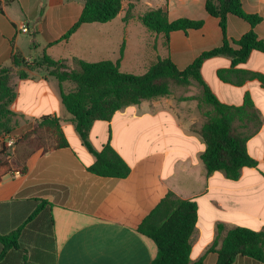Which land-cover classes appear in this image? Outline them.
I'll return each mask as SVG.
<instances>
[{
  "label": "crops",
  "instance_id": "crops-1",
  "mask_svg": "<svg viewBox=\"0 0 264 264\" xmlns=\"http://www.w3.org/2000/svg\"><path fill=\"white\" fill-rule=\"evenodd\" d=\"M241 2L247 14L263 18L255 30L264 42V0ZM205 3L123 0L112 21L83 24L62 40L79 19L83 0H0V70L12 71V85L19 92L10 107L15 124L11 135L17 143L11 150L5 148L4 156L13 171L0 181V237L21 229L16 246L0 240V264H152L156 244L137 228L168 191L197 204L192 263L216 264L222 240L236 227L264 230V86L257 79L242 86L222 82L217 72L230 68V58L206 60L204 81L228 105H242L249 93L263 121L246 144L257 164L242 169L237 180L222 171L208 174L201 160L206 149L203 113L210 108L202 102L203 89L196 82L171 85L169 95L121 109L109 121H96L88 138L91 148L100 152L110 145L130 174L117 179L90 173L96 156L83 144L61 100V91L74 86L60 84L49 67L41 65L44 54L72 69L75 60L116 62L124 46V73L142 75L163 58L184 70L200 54L222 44L219 20L207 13ZM164 7L170 21L203 20L204 26L168 37L148 32L139 17ZM21 24H27L30 33L20 32ZM250 30L246 21L228 17L230 38ZM31 33L36 35L27 44L22 37ZM238 68L264 74V53L253 51ZM21 72L28 77L20 78ZM44 117L59 120L65 146H58L55 136L39 127ZM38 207L41 210L29 219ZM233 264L264 261L237 257Z\"/></svg>",
  "mask_w": 264,
  "mask_h": 264
},
{
  "label": "trees",
  "instance_id": "trees-1",
  "mask_svg": "<svg viewBox=\"0 0 264 264\" xmlns=\"http://www.w3.org/2000/svg\"><path fill=\"white\" fill-rule=\"evenodd\" d=\"M84 6L79 19L63 35L67 40L81 25L90 23H108L115 19L122 10L123 0H83ZM207 13L219 20L222 31V44L212 50L200 54L184 70L170 58L159 59L151 65L146 73L135 75L120 70V61L124 54V46L120 58L89 63L75 60L76 68H70L65 62L55 61L44 54L41 65L50 69V75L60 84L71 83L74 88L61 91V100L66 111L72 116L76 131L83 144L96 156L95 163L89 172L106 178L124 179L130 174V167L110 146L95 152L88 138L92 125L96 121H109L112 116L128 106L143 100L155 99L170 94L171 85L189 86L198 83L203 89L202 102L210 110L203 113L205 121L201 135L206 144L201 160L208 174L222 171L227 178L237 180L242 169L255 167L257 162L247 152V141L262 126V117L256 109L249 93L244 96L240 106L228 105L220 101L202 77V67L206 60L214 57H228L231 66L217 72L218 78L235 86H242L248 80L257 79L264 86V74L251 72L240 65L247 62L253 51L264 53V42L259 39L255 30L263 18L256 14H247L242 8L241 0H206ZM229 16L246 21L251 30L238 39L227 34ZM139 20L148 32L163 34L166 37L172 32L199 30L204 26L203 20L187 18L170 21L166 7L149 9ZM19 64L17 56H14ZM12 71L7 68L0 70V127L4 128L6 120L10 122L13 112L8 109L14 102V86L11 79ZM20 78L28 74L21 72ZM2 123V124H1ZM39 127L50 131L58 146L66 145L59 120L42 118ZM4 152L1 151L0 155ZM7 160L0 158V181L12 173ZM24 171L22 170V173ZM41 210L38 207L29 219ZM198 219L197 204L183 200L168 191L158 204L139 224L137 231L151 239L157 247V255L152 264H201V260L192 263L190 260L191 237ZM21 229L0 237L4 243L14 247L17 245ZM212 249V248H211ZM237 257H251L264 261V230L236 227L224 237L217 251L216 264H233Z\"/></svg>",
  "mask_w": 264,
  "mask_h": 264
},
{
  "label": "rangeland",
  "instance_id": "rangeland-1",
  "mask_svg": "<svg viewBox=\"0 0 264 264\" xmlns=\"http://www.w3.org/2000/svg\"><path fill=\"white\" fill-rule=\"evenodd\" d=\"M74 1H77V0H72V2H74ZM13 9H17V5H13V7H12ZM32 35H36V34H28L27 35V37H22L24 40H25V42H27V44L30 42V36H32ZM27 38V39H26ZM249 62H251V61H249ZM203 68H209L208 67V65H205ZM204 75H205V77H209L208 76V73L206 72V69L204 70ZM65 86H70L71 87V84L70 83H65ZM14 94H15V96L17 97L18 96V94H19V92H18V89L16 88V87H14ZM10 107H11V105L9 106V108L8 109H10ZM10 118H11V121L8 123V122H6V120L4 119V120H1L2 122H4V128H1L0 127V150H2L3 152H4V154L3 155H0V158H2L3 160H5V158L6 157H4L5 156V154H6V152H5V147H4V142H5V138L8 136V135H11V134H14V130H15V124H14V118H13V115H10ZM205 118V117H204ZM0 119H2V117L0 118ZM2 124V123H1ZM9 150H11V148L9 149ZM8 154V153H7Z\"/></svg>",
  "mask_w": 264,
  "mask_h": 264
},
{
  "label": "built area",
  "instance_id": "built-area-1",
  "mask_svg": "<svg viewBox=\"0 0 264 264\" xmlns=\"http://www.w3.org/2000/svg\"><path fill=\"white\" fill-rule=\"evenodd\" d=\"M19 31L22 33H30V28L27 24H21L19 27ZM17 143V138L12 135H8L5 138L4 147L7 149L13 148Z\"/></svg>",
  "mask_w": 264,
  "mask_h": 264
}]
</instances>
